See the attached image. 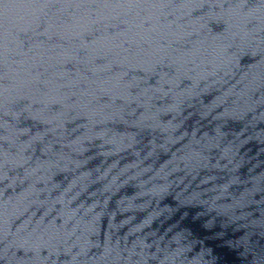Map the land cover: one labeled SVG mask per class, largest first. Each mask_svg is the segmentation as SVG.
Masks as SVG:
<instances>
[{
    "label": "water",
    "instance_id": "obj_1",
    "mask_svg": "<svg viewBox=\"0 0 264 264\" xmlns=\"http://www.w3.org/2000/svg\"><path fill=\"white\" fill-rule=\"evenodd\" d=\"M0 264H264V0H0Z\"/></svg>",
    "mask_w": 264,
    "mask_h": 264
}]
</instances>
